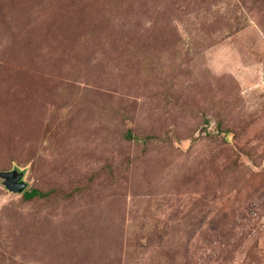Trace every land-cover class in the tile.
Returning <instances> with one entry per match:
<instances>
[{
    "label": "rangeland",
    "instance_id": "374dc122",
    "mask_svg": "<svg viewBox=\"0 0 264 264\" xmlns=\"http://www.w3.org/2000/svg\"><path fill=\"white\" fill-rule=\"evenodd\" d=\"M0 264H264V0H0Z\"/></svg>",
    "mask_w": 264,
    "mask_h": 264
},
{
    "label": "water",
    "instance_id": "95a60500",
    "mask_svg": "<svg viewBox=\"0 0 264 264\" xmlns=\"http://www.w3.org/2000/svg\"><path fill=\"white\" fill-rule=\"evenodd\" d=\"M23 172L17 169L10 171H0V178L3 179L4 185L13 192H22L27 183L23 180Z\"/></svg>",
    "mask_w": 264,
    "mask_h": 264
},
{
    "label": "trees",
    "instance_id": "16d2710c",
    "mask_svg": "<svg viewBox=\"0 0 264 264\" xmlns=\"http://www.w3.org/2000/svg\"><path fill=\"white\" fill-rule=\"evenodd\" d=\"M25 189L23 190L24 191L23 195L26 199H31L35 196H46V194L48 193V192H43L38 188H32L30 190H25Z\"/></svg>",
    "mask_w": 264,
    "mask_h": 264
}]
</instances>
